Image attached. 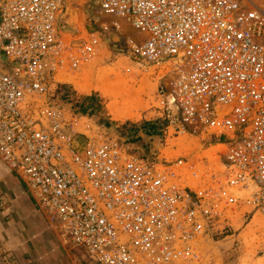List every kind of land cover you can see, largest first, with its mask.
<instances>
[{"label":"built area","instance_id":"built-area-1","mask_svg":"<svg viewBox=\"0 0 264 264\" xmlns=\"http://www.w3.org/2000/svg\"><path fill=\"white\" fill-rule=\"evenodd\" d=\"M71 1L0 0V162L61 244L94 264H211L203 244L225 229L220 206L239 201L232 190H252L250 204L264 215V5L101 2L112 27L137 34L128 41L133 55L165 72L176 130L225 140V185L197 190L179 165L80 131L83 117L55 99L57 79L79 72L103 43L99 32L61 27Z\"/></svg>","mask_w":264,"mask_h":264},{"label":"rangeland","instance_id":"rangeland-1","mask_svg":"<svg viewBox=\"0 0 264 264\" xmlns=\"http://www.w3.org/2000/svg\"><path fill=\"white\" fill-rule=\"evenodd\" d=\"M101 2L71 1L68 23L61 27L69 33L99 32L103 43L79 72L57 79L55 99L83 117L80 131L85 134L92 135L94 128L117 138L134 155L179 165L176 168L189 174L187 185L193 189L222 188L225 140L176 130L171 111L175 109H168L163 97L165 72H154L133 55L128 41L137 40V34L126 24L121 30L112 27L114 20L99 12ZM258 2L264 5V0ZM232 191L239 201L220 206L225 229L213 232L203 244V255L211 264H264V215L250 204L252 190Z\"/></svg>","mask_w":264,"mask_h":264},{"label":"crops","instance_id":"crops-1","mask_svg":"<svg viewBox=\"0 0 264 264\" xmlns=\"http://www.w3.org/2000/svg\"><path fill=\"white\" fill-rule=\"evenodd\" d=\"M0 264H94L61 244L25 184L2 162Z\"/></svg>","mask_w":264,"mask_h":264},{"label":"bare ground","instance_id":"bare-ground-1","mask_svg":"<svg viewBox=\"0 0 264 264\" xmlns=\"http://www.w3.org/2000/svg\"><path fill=\"white\" fill-rule=\"evenodd\" d=\"M250 4H254L256 2H258V0H247ZM99 5V4H98ZM109 18V17H108ZM111 20H113V18H111ZM137 36V35H136ZM74 81V80H73ZM71 83V82H70ZM73 83V82H72ZM76 83V82H75ZM74 85V84H73ZM75 86V85H74ZM85 91V90H84Z\"/></svg>","mask_w":264,"mask_h":264}]
</instances>
